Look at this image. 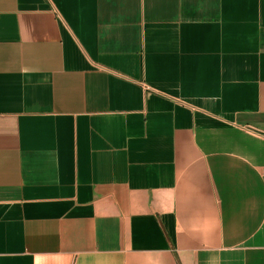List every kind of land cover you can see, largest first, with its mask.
<instances>
[{"label":"crops","instance_id":"crops-1","mask_svg":"<svg viewBox=\"0 0 264 264\" xmlns=\"http://www.w3.org/2000/svg\"><path fill=\"white\" fill-rule=\"evenodd\" d=\"M0 264H264V0H0Z\"/></svg>","mask_w":264,"mask_h":264}]
</instances>
